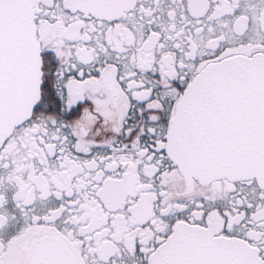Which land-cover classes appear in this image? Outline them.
Returning a JSON list of instances; mask_svg holds the SVG:
<instances>
[{
	"label": "snow or ice",
	"instance_id": "snow-or-ice-1",
	"mask_svg": "<svg viewBox=\"0 0 264 264\" xmlns=\"http://www.w3.org/2000/svg\"><path fill=\"white\" fill-rule=\"evenodd\" d=\"M0 264H264V0H0Z\"/></svg>",
	"mask_w": 264,
	"mask_h": 264
}]
</instances>
